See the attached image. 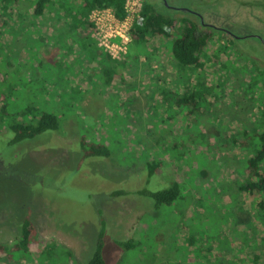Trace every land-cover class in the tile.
<instances>
[{
    "label": "rangeland",
    "instance_id": "1",
    "mask_svg": "<svg viewBox=\"0 0 264 264\" xmlns=\"http://www.w3.org/2000/svg\"><path fill=\"white\" fill-rule=\"evenodd\" d=\"M150 1L176 18L174 30L189 18L211 32V51L221 50L223 63H206L193 75L172 56L171 38L137 44L132 36L117 59L98 44L94 24L92 40L80 41L60 6L39 20L30 19L23 2L18 12L2 9L0 104L13 113L33 103V113L53 111L61 127L10 143L11 117L0 115V243L17 241L27 219L42 240L40 251L0 254V264H85L103 227L107 264H257L253 255L264 252L258 198L239 189L255 144L252 137L246 145L242 133L254 136L263 126L264 45L248 37L235 46L213 26L258 33L262 23L242 22L249 10L264 14V6ZM107 67L116 71L110 83ZM186 73L213 88L190 125L162 95ZM82 135L105 143L110 155L83 158ZM154 159L163 164L148 178L147 162ZM173 181L181 195L170 206L157 209L141 193ZM128 241L132 247H125Z\"/></svg>",
    "mask_w": 264,
    "mask_h": 264
},
{
    "label": "trees",
    "instance_id": "2",
    "mask_svg": "<svg viewBox=\"0 0 264 264\" xmlns=\"http://www.w3.org/2000/svg\"><path fill=\"white\" fill-rule=\"evenodd\" d=\"M71 1L72 0H0V16L2 9L10 11L13 6L18 12L20 10V6L18 7V5L23 2L30 6V19L37 18L39 20L42 16L52 15V9H54L55 6H60L65 10V14L70 17L69 21L75 27V34L80 41L87 39L92 40L90 35L94 30V26L92 22L86 21L92 10L112 8L117 18L123 19L126 16V0H80L75 9L72 8L75 4ZM180 22L182 23V29L178 32L176 29L174 30L176 25V18L174 16L158 10L157 6L152 1L143 0L140 16L134 21L132 26L131 36L133 41L137 44L150 42L152 37H154L155 40H159L160 38H171L170 49L172 56L181 67L186 69L189 67L193 75L195 70H202L206 63L213 64L214 61L216 62L217 60L219 64L223 63L224 59L220 57L221 50L211 51V32L203 29L196 21L189 18H181ZM0 23L4 24L5 19H1ZM85 43H87V41ZM110 57L111 56H109V58ZM114 61L118 62L119 60ZM119 63L124 64V62ZM104 74L106 75L107 83H110L115 78L113 74H116V71L113 68L107 67ZM184 76L185 77L181 78L182 86L180 85L174 90H166L162 95L166 94L170 101L184 111L186 118L189 120L187 123L190 125L191 123H195V121L193 122L191 114L201 109L200 105H202V100L205 99V97L208 98L207 96L213 92V88L207 83L201 82L200 79H197L194 83L189 73H186ZM121 80L122 82L126 81L125 77L122 75ZM192 85L193 87L191 89ZM33 106V103H31L30 107L27 109L23 108L22 111L19 112L7 113L8 104H0V115L5 118L11 117L12 119H10L6 125L13 133V138L10 143L32 138L47 130H60L61 119L55 112L45 110L40 112V114H35L33 113ZM186 108L189 109V112L186 110L187 113L185 112ZM262 125V129L257 127L259 130L254 133V136H250L247 130L242 133L243 135L248 134V143L244 142L246 145L248 144L249 146V140L252 137L255 139V144L253 145L254 149H252L245 160L242 182L239 189L258 198L256 207L260 216L259 220L264 223V167L262 165L264 163V119ZM80 139L83 158L90 156H109L111 153L109 147L103 142L88 140L86 135H82ZM162 164L163 162L157 159L147 162L148 178L155 174L156 170L162 166ZM115 193L117 194V192ZM120 193L124 194L126 191L124 190ZM141 193L152 198L155 207L158 209L164 205L170 206L175 201L177 202L181 195V186L179 182L173 181L165 188L152 191L148 190V188H144L141 190ZM104 234L105 227L100 231L97 248L93 256L85 264H107L102 254ZM41 242L42 240L37 239L36 228L31 225L27 219L17 241L9 245L0 243V254H7L9 257H12L15 252L25 248L33 252L40 251ZM118 243L123 245L122 241ZM127 243L125 247H132V242L128 241ZM252 260L257 264H264V252L253 255Z\"/></svg>",
    "mask_w": 264,
    "mask_h": 264
},
{
    "label": "built area",
    "instance_id": "3",
    "mask_svg": "<svg viewBox=\"0 0 264 264\" xmlns=\"http://www.w3.org/2000/svg\"><path fill=\"white\" fill-rule=\"evenodd\" d=\"M142 5L143 0H126V16L123 19L117 18L112 8L94 9L89 13L97 29L94 37L114 58L118 59L120 54L127 52L131 29L135 18L140 16Z\"/></svg>",
    "mask_w": 264,
    "mask_h": 264
},
{
    "label": "flooded vegetation",
    "instance_id": "4",
    "mask_svg": "<svg viewBox=\"0 0 264 264\" xmlns=\"http://www.w3.org/2000/svg\"><path fill=\"white\" fill-rule=\"evenodd\" d=\"M233 4V1H236L237 3H240L241 5H253L255 7H263L264 6V0H230ZM235 2V3H236ZM248 21L245 23V22H242L244 24H247V25H250L252 27H255L256 25L258 24H261V27H260V31H258V33L256 32H249V30L246 31L245 34H240L236 29H230L229 27L227 26H224V25H213L215 28L221 30L223 32V34H227L229 35L230 39L234 40L235 42V46H238V43L237 41L242 39V38H248V37H254L256 40L260 41L263 45H264V14H261V13H257L253 10H249L248 11ZM255 18L256 20H253L252 18ZM200 21L202 22V24L204 25H209L208 23H206L205 21H203V17L200 15ZM251 19L253 20V25H251ZM257 21V22H256ZM238 25V23H236ZM234 25V28H236L235 26L237 25ZM255 30V29H253ZM248 47H250V49L252 50H255V46L253 44H246Z\"/></svg>",
    "mask_w": 264,
    "mask_h": 264
}]
</instances>
